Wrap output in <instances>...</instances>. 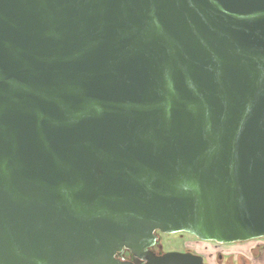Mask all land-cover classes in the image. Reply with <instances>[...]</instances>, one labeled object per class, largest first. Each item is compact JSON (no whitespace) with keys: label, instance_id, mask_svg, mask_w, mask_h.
Instances as JSON below:
<instances>
[{"label":"water","instance_id":"95a60500","mask_svg":"<svg viewBox=\"0 0 264 264\" xmlns=\"http://www.w3.org/2000/svg\"><path fill=\"white\" fill-rule=\"evenodd\" d=\"M159 230L264 237V0H0V264Z\"/></svg>","mask_w":264,"mask_h":264},{"label":"flooded vegetation","instance_id":"af4514ba","mask_svg":"<svg viewBox=\"0 0 264 264\" xmlns=\"http://www.w3.org/2000/svg\"><path fill=\"white\" fill-rule=\"evenodd\" d=\"M179 236L172 238L176 240V245L167 244V236L176 234V233H164L162 231H157V240L154 245L149 247L153 253L157 255L164 254L166 252L178 251V252H188L195 255H201L203 257L204 264H251V261L254 259H260L264 256V249L258 251L251 250V255L241 257L236 255L233 251L231 252H216L211 248H205V251L198 249V241H212L215 240H203L198 238L196 235L189 232H177ZM257 239V238H256ZM249 241V240H248ZM218 242V241H216ZM224 243V242H220ZM233 243V242H231ZM121 257L125 260H131L134 264H144L146 262V257L133 256L129 250H125ZM216 261V262H215Z\"/></svg>","mask_w":264,"mask_h":264},{"label":"rangeland","instance_id":"374dc122","mask_svg":"<svg viewBox=\"0 0 264 264\" xmlns=\"http://www.w3.org/2000/svg\"><path fill=\"white\" fill-rule=\"evenodd\" d=\"M179 236V233L168 235L167 244L170 246L176 245L177 241L172 239ZM198 249L205 251V248L209 247L216 252H231L233 251L236 255L245 257V255L250 256L251 250H260L264 249V237L257 239H252L249 241H237L233 243H220L212 241H198ZM216 262V261H215Z\"/></svg>","mask_w":264,"mask_h":264},{"label":"crops","instance_id":"0c3cea01","mask_svg":"<svg viewBox=\"0 0 264 264\" xmlns=\"http://www.w3.org/2000/svg\"><path fill=\"white\" fill-rule=\"evenodd\" d=\"M251 264H264V256L260 259H254L251 261Z\"/></svg>","mask_w":264,"mask_h":264}]
</instances>
